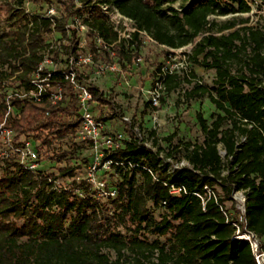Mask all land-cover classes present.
<instances>
[{
    "label": "trees",
    "instance_id": "16d2710c",
    "mask_svg": "<svg viewBox=\"0 0 264 264\" xmlns=\"http://www.w3.org/2000/svg\"><path fill=\"white\" fill-rule=\"evenodd\" d=\"M79 1L81 6L74 0H43L41 6L54 4L62 11L54 21L39 14L29 17L23 8H9L8 19L15 20L0 35V64L7 63L10 70L0 80L16 74L17 80L27 84L49 45L48 36L54 33L71 39L74 46L63 48L76 53L81 35L75 28L69 35L64 28L76 15L87 27L85 37L101 36L119 59L130 61L132 56L122 48L125 40L118 38L100 11L102 1L132 19L160 46L193 43L188 58L213 70L214 77L212 85L196 81L186 95L207 98L215 112L210 122L196 114L201 141L177 144L167 152L185 151L191 166L171 175L160 163L162 148L155 147L156 131L148 130L153 148L131 132L121 147L102 158L119 175L115 195L104 201L84 179L73 180L68 188H53L49 179L73 177L78 168L71 166L66 151L56 154L60 162H67L58 175L41 169L32 172L12 159L4 165L0 161V264H257L249 243L233 238L232 222L242 224L232 192L245 190L246 225L260 238L264 251V26L246 25L247 18L239 17L250 10L245 0H181L179 9L174 6L179 0ZM211 15L232 18L217 26ZM138 35L134 32L132 38ZM157 68L160 72L162 65ZM161 78L163 89L168 90L182 79L176 71L159 74ZM60 83L70 95L68 106L47 99L16 100L17 117L8 125L19 134L33 132L34 139L47 146L75 136L76 94L67 82ZM89 90L99 105L113 109L112 98L100 88L89 86ZM2 98L0 90V122L6 110ZM219 144L229 158L226 174ZM126 162L133 166L121 165ZM170 183L181 184L185 191L171 194ZM228 200L235 210L232 214L225 204ZM154 210H160L158 217Z\"/></svg>",
    "mask_w": 264,
    "mask_h": 264
},
{
    "label": "rangeland",
    "instance_id": "374dc122",
    "mask_svg": "<svg viewBox=\"0 0 264 264\" xmlns=\"http://www.w3.org/2000/svg\"><path fill=\"white\" fill-rule=\"evenodd\" d=\"M43 0H0V35L11 28L12 22L15 20L8 19L9 8L18 10L24 9V13L28 16L31 14H43L46 4L41 6ZM182 1L179 0L174 3V6L179 9ZM253 12L243 13L239 17L247 18L246 25H260L264 26V0H256L252 3ZM60 10V9H58ZM62 11L57 13V18L61 17ZM84 18V16H83ZM210 20H214L217 26H220L225 21L232 18V15H211ZM78 22H82V17H78L75 22L74 19L69 21V27L74 28ZM121 29L128 25V22H122ZM216 33V30H214ZM227 32V31H224ZM70 35V32L68 33ZM80 34V33H79ZM85 31H81V38ZM122 37L124 45L123 50L132 56L128 61L125 58H120L118 54H114L113 47L101 48L95 43L92 44L89 36L86 39H80L76 46V53L83 56L91 54L92 63H81L79 65V73L81 81L85 85L97 86L102 91L104 96L111 97L113 102V109L107 106L93 104V111L96 113L98 120L104 126V132L113 136L120 135L122 139H127L131 136L129 128V121L134 123L142 130L143 136L152 142V137L149 136L148 130L152 128V118L157 116L158 126L156 128L157 146L162 148L160 154V163L166 168L174 169L175 163L185 159V151L179 153L172 152L177 144L183 145L186 142H194L202 140V133L196 121V114L200 112L203 117L210 122L211 115L215 112L207 98L192 99L189 98L186 92L196 82L200 81L203 85H212L214 71L206 69L187 58L184 52H179L177 49L171 50L170 47L160 46L153 40H149L144 34H139L138 38H132V32H125ZM218 34V33H216ZM47 42L62 46L54 56L51 57V63L48 68H61L65 66V56L70 51H65L64 45L74 46L71 39H60L58 33L48 36ZM139 47L137 48L138 44ZM95 46V47H94ZM137 54L140 56L136 57ZM112 59V61H110ZM115 63L117 69L105 70L99 72L100 66ZM162 66L175 65V71L181 76V82L178 86L172 89H160L161 98L160 105L153 107L150 101V90L161 85L159 79L157 65ZM10 68L7 63L0 64V76L8 74ZM188 74V75H187ZM185 77V78H184ZM191 80V81H187ZM158 84V85H157ZM214 115V114H213ZM127 118V119H125ZM9 122V121H8ZM16 132V131H15ZM134 133V132H133ZM17 138H30L33 140V145L38 150L40 161L39 168L46 174H59V167L64 166L66 160L60 162L56 157L57 153L66 151L69 153L71 166H78L74 171L73 177H57V181L61 186L70 187L73 180H86L88 182L90 167L95 163L94 154L88 142L82 141L76 136H71L63 141H55L50 146L43 144L41 140H35L33 132L28 134H19L16 132ZM149 136V137H148ZM170 136H173L171 139ZM219 154L222 159L223 173L228 172L230 165L229 158L226 157L225 151L221 144L218 145ZM102 164L96 166L94 176L96 182H102L106 188L113 187L114 183L119 180V175L110 166L103 167ZM176 170V169H175ZM2 168L0 166V175ZM90 184V183H89ZM91 191L96 192L97 198L104 201L105 195H100L99 185L97 183L90 184ZM216 192L221 193L218 185L215 187ZM234 200V199H233ZM235 208L238 209L236 201L234 200ZM226 207L231 214L235 212L231 201L225 202ZM239 211V209H238ZM160 210H154V215L158 217ZM154 238V236H151ZM164 238L162 237L161 240Z\"/></svg>",
    "mask_w": 264,
    "mask_h": 264
},
{
    "label": "built area",
    "instance_id": "2783aa9c",
    "mask_svg": "<svg viewBox=\"0 0 264 264\" xmlns=\"http://www.w3.org/2000/svg\"><path fill=\"white\" fill-rule=\"evenodd\" d=\"M97 0H92L95 2ZM250 7V10L247 13L253 12L252 3L256 0H245ZM76 4L81 6L79 0H74ZM98 6L100 8L101 13L107 18V20L112 25L113 29L117 32L118 38L123 39L125 36V32H138V34H144L149 40H153L145 31L137 29L133 20L122 15L118 9L109 4L107 2H98ZM59 12L58 8L54 4H48L45 6L44 13L39 15L42 18L51 19L52 21L57 18V13ZM34 14H31L32 17ZM79 16H74L73 19L76 22ZM128 22L123 28V32L121 29H118L122 22ZM69 22L64 25V28L69 33L71 28L69 27ZM77 33L81 34V31H87V27L82 23L78 22L77 25H74ZM82 39V38H81ZM86 39V37H83ZM82 39V40H83ZM94 43L101 48H109L112 44L107 43L104 39L95 35L93 38ZM193 43H189L185 46L179 48H170L174 51L177 49L179 52H184L185 56L188 58V54L190 53ZM167 47V46H166ZM61 48L60 45H56L54 43L49 44L42 50V60L40 61L37 69L32 73V76L27 84H23L21 81L16 79V74L11 76H6L5 78L0 80V90L3 92L2 101L5 105V113L3 115V119L0 122V161L4 165L5 161L15 160L19 164H21L25 169L30 170L32 172H38L40 156L36 146L33 145V140L30 138H17L16 132L8 125V121L11 118L17 117V110L14 101L21 99H30L35 102H40L43 99H47L51 104H58L61 102V106H68L70 101V95L67 94L61 85V81L67 82L71 88L75 91L77 98V114L79 117V124L77 126L75 136L82 141L88 142L90 144V148L94 154L95 163L90 167L89 180L88 182L97 183L99 185L100 195H105L106 197H113L116 193L115 187L106 188L102 182H96L94 172L96 170V166L100 163L101 166L107 167L110 166V161L106 160L102 162V158L104 154H109L111 151L122 146V138L120 135L113 136L111 134H107L104 132V126L100 120H98L96 113L93 111V104L97 102L94 101L93 95L89 90V86L85 85L81 81V76L79 73V65L81 63H92L91 54L89 56H83L80 53H73L70 51L65 56V66L61 68H48V64L51 63V57L54 56V53L57 52ZM51 50H54L51 51ZM175 65L170 66H162L160 72L158 74L173 73L175 71ZM117 69L115 63L107 64L105 66L99 67V72H103L105 70H115ZM44 72V73H43ZM56 81V83H52ZM162 82V78H161ZM158 85V84H157ZM162 89V83L159 86L154 87L150 90V101L153 107H158L160 105V97ZM69 108V107H68ZM45 115H49V112L46 111ZM127 119V118H125ZM128 120V119H127ZM131 124V121L128 120ZM158 126L157 116L154 115L152 118V129L156 130ZM132 130L135 134V137L142 141L146 146L152 147V142L150 143L142 133V130L136 125L132 126ZM245 140L244 136H241L240 141L243 142ZM121 165H129L133 166L129 162L121 163ZM185 167H191L189 162L185 159L177 161L175 163L174 169L167 168V173L172 174L175 169H181ZM49 181L53 182V188H67L65 186H61L57 178L49 179ZM167 184V183H166ZM207 194L211 193V189L205 186ZM169 191L171 194H180L182 191H185V188L181 184L170 183ZM232 199L236 201L237 207L239 209V222L242 225H239L235 222L232 224L235 226V233L233 238L239 240H245L249 243L250 248L254 254L255 260L257 264H264V251L260 250L261 240L256 235L253 230H249L246 225L245 219V202H246V194L245 190H234L232 192Z\"/></svg>",
    "mask_w": 264,
    "mask_h": 264
}]
</instances>
